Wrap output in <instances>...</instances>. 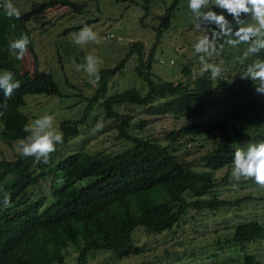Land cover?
Masks as SVG:
<instances>
[{"label":"trees","instance_id":"16d2710c","mask_svg":"<svg viewBox=\"0 0 264 264\" xmlns=\"http://www.w3.org/2000/svg\"><path fill=\"white\" fill-rule=\"evenodd\" d=\"M114 1L134 3V0ZM177 1L171 0L166 6L157 34L161 27L168 26ZM4 4L5 0H0V72L12 71L20 83L10 98L0 89V103L6 101L8 105L6 111L0 109L4 111L0 116V139L8 143L11 139L28 136L24 129L30 122L29 117L20 109L25 94L61 96L50 71L38 70L35 66L31 71L19 69L16 59L9 54L10 36L19 38L22 33L26 34L30 40L28 48H31L27 25L31 16L57 4L76 13L84 10L83 2L76 0H43L21 10L20 19L15 20L6 17ZM141 8L144 12L140 23L146 13V8L142 5ZM84 23L87 20L66 27L62 32L78 29ZM129 44L126 54L114 66L100 69L99 86L90 98L94 100L103 94L105 77L118 70L131 52L137 51V67L146 68L138 69L146 81L145 91L129 87L105 95L102 100L104 114L117 121L116 137L128 141V147L114 154L79 148L63 156L52 155L46 165L33 157H23L18 151L11 159L0 158V189L3 190L0 191V264H66L65 255L69 250L75 254L71 264H84L87 253L95 249H107L123 257L141 251L140 246L131 241V231L137 225L145 231L161 232L179 225L186 215L193 217V211L213 214L214 210L240 205L242 201L264 199V194L253 196L248 192L233 197L219 196L217 186L226 176L218 179L214 176L215 170L232 164L238 148L227 134V119H243L264 111V94L256 93L250 80L240 78L243 72L228 83L219 79L222 99L218 109L224 114L206 124L196 118L205 113L208 99L215 92L211 76L203 71L191 79V86L181 80L153 78L149 66L155 42L144 60L140 41ZM255 58L264 59V52ZM187 70V65H183L182 71ZM154 98L160 102L147 108L150 115L169 113L183 120L158 138L127 131L130 115L112 106L121 102H150ZM87 110L88 105L80 118L59 121L64 142L57 146L79 133L78 125ZM215 130H221V139L204 150L198 157L203 168L195 169L180 155L178 145L182 140H193ZM256 137L264 140V130ZM60 178L63 184L57 183ZM4 193L11 197L7 207L2 202ZM260 236H264V224L249 220L235 225L223 239L237 243L238 252L243 254L241 264H254L256 254L248 250L247 243Z\"/></svg>","mask_w":264,"mask_h":264},{"label":"rangeland","instance_id":"374dc122","mask_svg":"<svg viewBox=\"0 0 264 264\" xmlns=\"http://www.w3.org/2000/svg\"><path fill=\"white\" fill-rule=\"evenodd\" d=\"M39 1L43 0H13L20 10L36 6ZM76 1L83 2L82 13H76L64 5L57 4L41 10L28 19L32 46L28 48L22 60H17L15 53L9 50L10 56L16 59V65L20 70L31 71L35 66L38 70L50 71L61 93V96L27 93L24 95L25 102L20 109L29 117L30 122L27 125H31L35 119L44 114H51L54 116V126L58 127L62 119L80 118L88 105L87 114L78 125L79 133L64 145L57 146L56 152L52 155L63 156L79 148L90 152L104 150L114 154L128 147L129 142L116 137L117 121L104 114L102 100L105 95L121 92L129 87H136L140 92H144L147 87L146 81L139 75L138 69L143 71L146 68L137 67L138 53L131 52L118 70L105 77L104 93L90 100L99 83L93 85L91 83L93 78L86 72L76 71L72 66V59L74 58L77 64H82L87 55L93 54L103 61L100 69L112 67L126 54L130 42L140 41L142 60L146 58L155 42L149 66L152 77L174 82L181 80L191 86V79L203 72L199 56L193 49L194 43L203 32H197L192 28L193 17L187 7L188 0L177 1L168 26L161 27L159 35L157 26L171 0H134L138 5L114 0ZM141 5L146 8L142 23L139 21L144 12ZM214 10L221 11L215 8ZM228 19L232 18L229 16ZM86 20L87 23L82 24L78 29L62 32L64 28ZM84 25L92 26L97 31L100 36L99 44L89 43L81 47L73 42V35ZM14 39H17L16 36L11 35L8 44ZM246 47V44H241L238 48L225 45L218 55L210 58V63H221L224 70L219 78H213L211 72H207L213 80L215 92L208 99L205 113L196 120H203L207 124L221 117L223 111L221 113L218 106L222 99L220 89L222 83L219 79H225L228 83L245 70L246 64H241L238 57ZM252 59L257 58L252 57L246 63H250ZM183 65H187V71H182ZM159 102L160 99L154 98L150 102H121L112 106L118 112L130 115L127 131L158 138L166 132V129L183 121L169 113L150 115L147 108ZM98 122L103 124L99 131L96 129ZM262 130H264V111L243 119H227V134L234 139L233 144L236 147L244 148L250 143L259 142L256 134ZM27 134L30 135L29 132ZM219 139H221V130H215L205 135H198L193 140H182L177 149L195 169H202L203 165L198 157ZM19 140L21 139H11L7 143L0 139V158H13L18 151ZM231 168L232 164L214 171L217 179L226 176V179L220 181L217 186L219 196H240L247 192L253 196L264 194V188L257 186L251 180L234 181L231 177ZM192 214L193 217L186 215L179 225H173L172 229L161 232L145 231L137 225L131 231V241L140 246L139 253L117 257L107 249H95L87 253L84 264H206L209 262L241 264L243 254L238 252L237 243L231 240L225 242L223 237H228L231 229L241 222L257 220L264 224V199L242 201L240 205L214 210L213 214L207 211L199 213L193 211ZM247 244L248 250L256 254L254 264H264V236L257 237ZM74 255L73 250L66 253V264L72 263Z\"/></svg>","mask_w":264,"mask_h":264},{"label":"clouds","instance_id":"9594fccd","mask_svg":"<svg viewBox=\"0 0 264 264\" xmlns=\"http://www.w3.org/2000/svg\"><path fill=\"white\" fill-rule=\"evenodd\" d=\"M193 20L192 28L197 32H203L193 45L195 54L199 56L202 70L210 71L213 78H219L223 72L221 63H210L214 55H218L227 45L238 48L241 44L247 47L238 57L241 64H246L245 70L240 74L242 80L252 82L255 92L264 94V59H252L259 57L264 52V0H188L187 4ZM220 9L217 12L214 10ZM5 15L8 19L19 20L20 8L13 0H5ZM232 19L229 20L228 17ZM15 27V24L12 25ZM73 42L81 47L89 43H100V36L92 26L84 25L78 33L73 35ZM30 43L26 34L11 40L8 44L17 60H22ZM103 61L93 54L85 57V62L77 64L72 59V66L76 71H84L92 77L91 83L97 85L100 80V65ZM20 87L19 81L10 70L0 72V89L4 96L10 98L14 89ZM7 102L0 103V109L6 111ZM0 111V116L4 115ZM103 127L101 122L96 125L97 131ZM25 132H29L25 139L18 141V152L23 157H33L36 162L48 164L51 156L57 150V145L64 142V133L54 126V116L44 114L35 119L31 125L25 126ZM231 177L234 181L251 180L257 186L264 188V140L250 143L247 147H238L233 154ZM57 183L63 184V178ZM0 191H3L0 189ZM10 194H3V205L10 204Z\"/></svg>","mask_w":264,"mask_h":264}]
</instances>
